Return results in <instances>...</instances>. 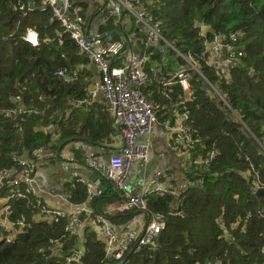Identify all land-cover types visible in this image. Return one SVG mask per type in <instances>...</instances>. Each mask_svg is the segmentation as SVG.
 <instances>
[{"label":"trees","instance_id":"16d2710c","mask_svg":"<svg viewBox=\"0 0 264 264\" xmlns=\"http://www.w3.org/2000/svg\"><path fill=\"white\" fill-rule=\"evenodd\" d=\"M21 1L33 3L34 9L22 12L17 0H0V108L13 106V97L20 94L21 105L39 113L8 117L0 114V171L16 172L19 168L15 158L34 159L35 149L55 153L78 135L77 119L85 112L73 110L70 103L86 98V85L97 72L68 34L58 44L56 33L61 28L51 20L48 9H40L41 0ZM142 2L151 10L161 35L180 53L193 56L206 80L192 71L190 87L195 99L184 106L189 111L187 124L198 139L192 146H179L187 154L182 171L190 185L178 196H146V217L151 213L163 215L165 228L153 244L128 253L124 264H264V198L255 194L252 183L255 176L264 182V0ZM81 13L85 21L87 13ZM112 21L109 16L101 31H108ZM201 24L225 37L230 32L244 33L238 41L243 56L230 71L229 80L219 70L204 64L198 37ZM137 26L131 32L144 38ZM28 27L38 31V46H30L21 39ZM211 35L207 33L208 38ZM141 48L142 53L153 52L151 63L162 67L163 76L183 64L169 48L164 54L166 63L153 45ZM76 63L90 64L91 69L83 68L72 82L54 75L58 68L66 73L76 69ZM146 70L149 82L143 85V92L147 98L160 102L162 111L172 106V115L168 110L167 115L177 119L183 109L178 105L182 97L179 86L163 87L157 83L160 75ZM212 87L222 94L224 101L212 93ZM83 120L91 133L103 127L96 122L98 128L93 131V125L86 118ZM51 126L59 132L55 141L48 132ZM109 132V128L104 131ZM213 148L216 153L209 164L201 163ZM100 179V194L89 197L87 186L75 180L65 183V194L75 205L88 202L94 212L105 216L115 227V219L129 217L127 213L133 209L110 212L109 204L120 201L123 195L112 182ZM9 193L8 187H0V198ZM29 201L42 202L37 196L8 200L10 220L23 217L31 226L14 233L10 243L0 242V264H67L63 256L73 253L80 254L76 264L113 263L105 257L102 240L90 226L86 225L80 235L66 232V220L40 218L38 209L29 206ZM51 240L59 246L50 245Z\"/></svg>","mask_w":264,"mask_h":264},{"label":"built area","instance_id":"2783aa9c","mask_svg":"<svg viewBox=\"0 0 264 264\" xmlns=\"http://www.w3.org/2000/svg\"><path fill=\"white\" fill-rule=\"evenodd\" d=\"M99 2V10L106 12L110 17L119 21L122 18H134L144 38L129 34L127 36L128 49L124 40L109 39L99 30L86 32L85 21L80 13V8L73 0H41L40 9H48L51 20L58 22L61 30L56 33L58 44L64 42V34L75 43L78 51L89 58L95 66L98 78L90 84L86 98L71 101L70 105L81 109L86 104L101 102L106 106V111L112 118L116 128L120 131V141L115 147V152L108 155L107 161L99 163L94 160L92 166L101 176L112 182L115 189L119 190L121 199L110 212L138 209L142 212L146 209L145 198L151 193L174 194V189L167 185L165 174L167 167L156 170L141 187L132 188L134 167L139 164H147L151 155L150 134L158 127L167 136L168 144L179 143L183 146H192L198 142L193 131L187 124L189 111L185 104L194 101L195 95L191 90L190 83L192 71L198 73L204 80L201 71L198 69V61L190 54H182L176 50L162 35L159 26L154 22L151 10L145 6L142 0H96ZM71 4L74 6L70 10ZM18 9L22 12L32 10L33 3L24 4L17 0ZM198 37L203 46L201 57L205 65L219 70L225 80L230 79V71L238 64L243 56V51L238 46V37L241 31L230 32L227 36H221L210 30L204 24L198 25ZM211 32V37L207 33ZM21 39L30 46H38L40 35L34 28H26ZM47 39V38H46ZM48 40V39H47ZM173 50L182 60L175 71L165 73L163 69L151 63L153 52H143L142 48L150 45L160 44ZM133 47V50H129ZM126 52V53H125ZM126 54V59L121 65L114 63L115 58ZM159 74L157 83L163 87L177 85L182 91L181 104L183 109L177 117V121L171 122L166 112L162 111L160 102H155L145 95L143 85L149 82L148 71ZM54 75L69 81L70 77L64 69H58ZM74 75V74H73ZM212 93L223 100L222 94L212 87ZM14 105L10 108H0V114L8 117L12 114L30 113L38 114L36 109L25 108L21 105V95L13 97ZM224 101V100H223ZM216 149L213 148L208 155L200 162L208 165L215 156ZM41 149L33 151L34 159L27 156L15 158L18 171H0V187L6 186L10 193L2 199L0 204V240L10 243L14 233L20 232L31 226L23 217L11 221L9 214L8 200L26 199L30 196H37L38 187L35 175L37 172L38 160L41 158ZM163 155V153H161ZM254 190L264 188V182H259L255 176L253 180ZM102 189H87L88 196L100 194ZM28 205L38 209L40 218L54 221L66 220L65 231L68 232L74 226H81L79 219L81 214L91 217L99 226V237L104 245L105 257L114 262L126 259L130 252H139L143 246L153 244L158 234L165 228V219L159 213L148 215L144 226H132L125 230L117 229L108 219L98 212L87 208H80L70 217L65 209L60 207H49L40 201H29ZM264 221V208L261 213ZM63 236V235H62ZM60 236V237H62ZM59 244L55 240L50 245ZM56 250V249H54ZM264 252V247H263ZM59 254V250L55 251ZM67 264L80 262V254L73 253L63 256Z\"/></svg>","mask_w":264,"mask_h":264},{"label":"crops","instance_id":"0c3cea01","mask_svg":"<svg viewBox=\"0 0 264 264\" xmlns=\"http://www.w3.org/2000/svg\"><path fill=\"white\" fill-rule=\"evenodd\" d=\"M73 1L74 4L79 6L80 13L82 10L87 13L84 25L86 32L89 33L90 31L99 30L101 33H104L106 37L114 40H124L125 36H128L129 34H133L135 36V33L131 32L133 26L136 25L133 17L128 19L122 18L119 21H116L111 17L113 20V26H111L108 31L104 32L105 30L101 31V26L106 23L107 19H109V15L106 12L104 13V11L101 12L99 10V2L96 0ZM32 8L34 9V6ZM112 34H115V38H112ZM156 45L160 47L163 46L160 44H154L153 46L155 47ZM129 50H133V47ZM165 50L166 47L163 52L159 50L163 59L166 58L164 56ZM125 59L126 54H123L115 58V64L121 65ZM166 62L163 61V63ZM90 64L76 63L77 68L67 73L70 75L69 82L75 80L83 68L91 69ZM178 65L175 67L174 71L178 68ZM97 78L98 73L96 72V76L92 79L91 83L97 80ZM91 83L89 80L86 85V94ZM171 108L172 106L168 107L167 110L172 115V111L170 110ZM73 110L85 112L81 118L77 119L79 125L78 135L72 136L68 142L64 144V147L61 149L59 148L60 150H56L55 153L44 150L41 158L38 160L37 172L35 175L36 185L38 187L37 197L49 207H60L65 209L69 217L82 207L89 210L92 209L90 208L88 202L76 205L69 202L67 194H65V183L75 180L77 182L84 183L87 186V189H102L103 191V183L100 179L101 176L95 171L92 166V162L94 160L99 163L107 161L108 155L115 152V147L120 141V131L116 128L108 112L106 113L103 103L97 102L94 104H86L84 109L73 106ZM167 110L165 111L166 115ZM66 114H68V112ZM101 115L108 119L103 120ZM167 117L171 120V122L177 121L175 115L173 120L169 115H167ZM83 118H86L87 121L93 125L91 126L92 129H94L93 131L98 128L96 126V122L103 127L99 128L97 133H91V131L85 128L86 123L83 122ZM108 128L110 129V132L105 134L104 131ZM48 132L50 133L52 141H55L58 138L59 132L55 126H51L48 129ZM150 139L151 155L149 161L145 165L139 164L134 167V180L132 188L137 189L138 187H141V185L148 181L149 177L156 170L166 166L167 171L164 182L171 186L175 191V196H178L186 186L190 185V182L186 179L182 171L185 166L184 159L187 158V154L183 153V151L179 149V146H182V144H168L167 136L161 128L157 127L150 134ZM161 153H163V155H161ZM54 154L56 157L54 156L53 158ZM77 159L84 160V163L77 161ZM117 202L119 201H114L109 204L110 209H113ZM4 203L5 200L0 198V204ZM113 213H115V210H113ZM127 214H130L129 217H120L115 219V228L117 231L125 230L126 228L132 226H142L147 218L146 213L138 209H133ZM127 214H125V216ZM35 219H37V217H35ZM79 219L83 222L82 225L79 227H72L71 233L80 235L83 232V228L88 225L92 230L97 232V235L99 236V226L91 217L81 214Z\"/></svg>","mask_w":264,"mask_h":264},{"label":"water","instance_id":"95a60500","mask_svg":"<svg viewBox=\"0 0 264 264\" xmlns=\"http://www.w3.org/2000/svg\"><path fill=\"white\" fill-rule=\"evenodd\" d=\"M74 6V4H71V6H70V10H71V8ZM31 7H33V5H31ZM124 42L126 43V49H128V42H127V39L125 38L124 39ZM158 50H160L161 52H163L164 51V49H165V47L164 46H155ZM126 53V52H125ZM124 53V54H125ZM166 58H164L163 59V61L164 62H166ZM203 88H205V87H203ZM255 194L256 195H258L259 197H262V198H264V188H258V189H256V191H255ZM0 242H2V240H0ZM125 263V259H123V260H120V261H116V262H114V263H111V264H124Z\"/></svg>","mask_w":264,"mask_h":264},{"label":"rangeland","instance_id":"374dc122","mask_svg":"<svg viewBox=\"0 0 264 264\" xmlns=\"http://www.w3.org/2000/svg\"><path fill=\"white\" fill-rule=\"evenodd\" d=\"M243 36H244V33L242 32V34L238 37V40H240V38L243 37Z\"/></svg>","mask_w":264,"mask_h":264},{"label":"clouds","instance_id":"9594fccd","mask_svg":"<svg viewBox=\"0 0 264 264\" xmlns=\"http://www.w3.org/2000/svg\"><path fill=\"white\" fill-rule=\"evenodd\" d=\"M113 263H114V261H113Z\"/></svg>","mask_w":264,"mask_h":264}]
</instances>
